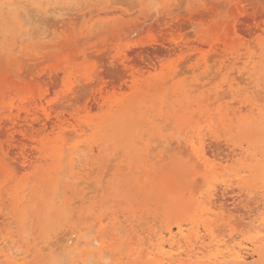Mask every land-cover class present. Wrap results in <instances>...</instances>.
Segmentation results:
<instances>
[{
	"label": "rangeland",
	"instance_id": "1",
	"mask_svg": "<svg viewBox=\"0 0 264 264\" xmlns=\"http://www.w3.org/2000/svg\"><path fill=\"white\" fill-rule=\"evenodd\" d=\"M0 1H2L0 2V215L2 216V218L0 216V251L5 250L4 247L8 248L5 252L0 253V261H2L0 264H9L8 261H5L3 254H7L10 260L17 256H19L18 258L25 257L27 262L25 261L24 264H68L70 259L75 260V258H71L73 255L68 257L63 255L65 254L63 251L59 253L60 250L55 249L56 245L53 246V243L58 244L59 240L63 242L66 234L68 237H72L73 241L79 240L81 232V239L85 233L89 234V237L97 236L100 232L99 241L106 242L108 240L107 245L112 247L109 249L111 251H108L109 257L106 255L108 263L104 258L101 260L99 254L94 255L95 258H99L95 260L97 264H129L125 258L130 253L127 251L138 246L143 248L148 246L150 242L145 240V237L151 238L155 243L158 234L167 230L168 226L172 227L174 233L175 229L177 232L178 228L175 227L180 221L184 222H181L185 226L184 229L192 233L197 225L192 227L190 218L192 212L197 213L198 207L202 203L200 200H205V197L208 196L209 188L206 187H211L210 190H214V192L216 190V198L222 196L220 202H226L227 207V211L223 210V212L227 215L231 213L230 218L221 212L222 210L215 209V212H221L220 215L216 213L217 216L224 215L227 222L229 220L231 222L233 218L235 223L241 218L239 215L243 216L245 213L244 216L247 217L240 219L245 221L243 226L245 225L246 231L242 225H239L240 220L237 223L243 229L238 226L237 228V224L233 222L228 227L227 231L234 239L228 236L226 229H220L219 225L223 226L221 218L213 220L214 223L211 222L218 223L220 227H216V224L212 226L211 228L217 230L214 229L213 234L221 230V233L218 232L216 235L221 238H226L227 235L225 241L230 238L232 241L228 240L227 242L239 244L241 241L244 242V245L251 246L250 241L255 239L256 235L255 231L250 230L247 225L250 223L248 216L264 218V208L262 209L264 204L260 201L264 198V0H101L100 7L98 5L100 0H24L25 4L21 0ZM27 3L28 5L31 3L30 8L26 5ZM51 3L53 6H50ZM25 5L26 10H24ZM13 6L19 7L17 12H14L16 8ZM33 7L39 9L40 12L34 9L37 12L35 14ZM49 7H52L51 11H49ZM20 9L23 10H21L23 15L25 14L24 16L20 15L21 18L19 16ZM188 16L191 19H187ZM241 19L243 20L240 21ZM249 21L252 24H249ZM215 24H219L218 27ZM208 34L212 36L209 37ZM244 39H247L246 42ZM249 39L252 41V47L248 42ZM170 40L172 44H170ZM218 41L220 45L217 44ZM158 47L159 49L163 47L160 52ZM168 49H172V54ZM154 50L156 54L153 52ZM163 51L164 53H162ZM213 52L217 55L220 54L221 58L220 55H215L217 58L214 55L212 57ZM159 53L162 54L159 55ZM210 53L211 55H209ZM165 54L167 56H164ZM192 54L194 56H191ZM230 54L232 55L230 56ZM240 54L241 56L245 55L244 58H241ZM187 57H191L193 60L187 59ZM210 57L212 60L209 59ZM231 57H233L232 60ZM142 58L148 60L145 61L146 59L142 60ZM204 58H207L208 62ZM182 60L186 63H182ZM148 61H152V64L150 65ZM249 61L254 62L250 64ZM215 62L217 63L215 64ZM228 62L230 63L228 64ZM240 62L241 64H239ZM181 63L185 64L184 72L180 69L182 68ZM185 70H189L190 73ZM57 73L58 77L56 78L54 76H57ZM201 75L203 79L200 78ZM205 75L207 76L205 77ZM100 77L102 78L100 79ZM98 78L102 82L103 95L102 97L99 95L96 100L94 93L99 94L96 88L100 83ZM239 79L240 82L243 80L241 84ZM249 81L250 85H248ZM260 81L262 85H260ZM253 89L256 90V95H254ZM167 97H170L171 100ZM90 98L93 100L91 99V101ZM66 99L69 101L66 102ZM234 99L238 102L237 104L233 102ZM119 103L121 105L118 106ZM219 105L223 106V113H219L222 111ZM55 107L56 111L54 112ZM47 114H51L50 117L55 119L56 115L62 114L65 119H61L59 126L51 127L49 125L48 130L45 131L42 123L38 125L37 121L40 124V119H45ZM99 115H102L101 118ZM103 119L106 120L105 131L102 132V135H100L101 133L95 134V128L90 125L91 122L94 121L96 124ZM6 121L9 123L7 124ZM33 123L34 125H32ZM84 124H86L85 127ZM3 125H5L2 128L4 132L1 129ZM162 125H165L166 129L161 128ZM161 129L163 130L161 131ZM200 130L202 133L199 132ZM197 132L201 133V137L199 135L197 138L200 137L203 146L209 152L204 159H207L206 161H200L195 156H191L193 150L187 140L195 142ZM104 133L109 136L107 137ZM94 134L98 137H92ZM64 135L69 137L68 145H80L82 151L79 159L88 161L81 160L83 163H80V166L82 165L80 168L83 170L78 172L79 179L70 177L69 170L65 168L59 177L66 179H63L64 182L62 181L59 185L62 191H58V183H55L57 174L53 172L46 182L40 175L54 164V158L50 155L52 146ZM176 135L182 136V138L179 136L182 139L181 143ZM199 139L196 140L200 142ZM158 140L161 142L163 140V145L168 147L166 149L171 148L172 151L165 150L163 145L160 146L161 143ZM166 141L168 144L170 141L172 145H168ZM156 143L159 146L153 150L152 147H156ZM197 143H194L195 146L199 144ZM212 146L216 148H212ZM13 147L15 148L13 149ZM127 147L130 148L129 151ZM93 149L95 150L93 151ZM225 149H231L230 152L236 151L237 153L233 152L234 154L232 157L229 155L231 157L229 158L225 154L230 153ZM235 149H239V151ZM163 150H165L164 155ZM213 150L216 152L214 153ZM8 152L10 153L8 154ZM12 152H14L13 155ZM115 152L116 154H114ZM149 155L150 157H148ZM224 155L225 157H223ZM235 155L239 160L241 158L242 162L236 159ZM161 156H165L167 159L165 160ZM232 158L240 162V164H238L239 162L233 163L237 167L232 166V160H230ZM113 159L114 161H112ZM155 160L159 163L156 164ZM245 162L246 164L242 165ZM13 164L16 166L14 167ZM210 165L212 170L209 169ZM238 165L244 169H238L240 168ZM84 167L87 168L84 170ZM92 167L95 169L93 170ZM106 167L109 174L105 171ZM236 170L238 171L236 172ZM233 172L237 176L245 175V181L242 180L243 177L239 179L240 176L234 178ZM230 177H233L236 184ZM77 179L79 181L82 179L87 183L82 186V183L80 185L79 182L77 185ZM27 181L29 182L28 188L25 185ZM67 181L70 183L68 187L65 184ZM92 182L95 185V188L93 187L96 189L95 191L91 185L90 189H87V185ZM230 185L235 188L228 189L231 188ZM24 186H26V190ZM225 187L228 190L224 189ZM221 189L225 191L223 194ZM57 191L61 192V195L56 194ZM187 191H190L191 197ZM218 192H221V196ZM16 194H27V197L25 196V201L20 199L18 201L15 199ZM55 196L60 202H55ZM176 197L177 199H175ZM238 198L239 203L236 202ZM72 202L75 203L72 204ZM19 204H21L20 207H18ZM109 206L112 208L110 209ZM255 206H257L256 210L253 208ZM232 207L235 210L236 207L239 209L237 208L235 211ZM102 208L105 211L102 212ZM258 208L259 213L257 212ZM260 209L263 210V213ZM228 210H231L230 213ZM145 211L146 213H144ZM114 213L119 215L116 214L113 217ZM100 219L104 220L102 223L104 228L96 230ZM148 219H151V222L146 224L147 221L149 222ZM142 221L145 225H142ZM124 222H128V224L124 225ZM94 224L96 227L92 226ZM118 224L120 225L118 226ZM121 224L124 226L121 227ZM136 224L139 227L135 226ZM24 225L30 226V228H26V230L30 229L29 233L25 232ZM89 228L91 230H88ZM203 228L204 226H199V231L196 227V231L198 230L201 235H206ZM119 229L120 232L123 231V234L118 231ZM128 229L130 231L133 229L132 233ZM124 230H126V234L129 232L131 234L124 235ZM50 231H52L53 237ZM117 231L119 233L116 234ZM133 232L137 239L134 238ZM153 232L157 235L151 234ZM57 237H59L58 240ZM41 238L45 240L42 241ZM42 246L46 248H43L45 251L40 248ZM51 246L54 247L53 254L59 253L55 257L53 254L51 256ZM15 247L21 248L18 253L14 251L12 254L10 251L16 249ZM121 247L123 250H120ZM8 251L10 253H7ZM263 257L264 248H260L258 253L255 252L253 256H249L247 261L252 264H264L262 263ZM70 264H74V262L71 261Z\"/></svg>",
	"mask_w": 264,
	"mask_h": 264
},
{
	"label": "bare ground",
	"instance_id": "2",
	"mask_svg": "<svg viewBox=\"0 0 264 264\" xmlns=\"http://www.w3.org/2000/svg\"><path fill=\"white\" fill-rule=\"evenodd\" d=\"M21 1H23V4H25L24 3V0H21ZM39 1V0H38ZM50 1H52V0H50ZM71 1V0H70ZM69 1V2H70ZM74 1V0H73ZM144 1V0H143ZM0 2H2V1H0ZM20 2V1H19ZM32 2V1H31ZM81 2V1H80ZM50 3V2H49ZM22 4V5H23ZM31 4V3H30ZM30 4L28 5V3L26 4L27 6H29V8H30ZM100 4H101V0L99 1V7H100ZM145 4V3H144ZM148 4V3H147ZM8 5V4H7ZM7 5H5V6H7ZM26 5H25V8H24V10H26ZM58 5V4H57ZM61 5V4H60ZM18 6V5H17ZM50 6H53L52 5V3L50 4ZM7 7H9V6H7ZM12 7V6H11ZM36 7V6H35ZM13 8H16V10L14 11V12H17V10L19 9V7H14L13 6ZM50 8H52V7H49V9ZM60 8V7H59ZM64 8V7H63ZM28 9V8H27ZM33 9V11H34V9L35 10H37L36 8H32ZM32 9H31V11H32ZM61 9V8H60ZM22 9H20V11H21ZM64 10H65V8H64ZM23 11V10H22ZM22 11L20 12V14H19V16L20 15H23V13H22ZM27 11H30V10H27ZM37 11H39L40 12V10L38 9ZM49 11H51V9L49 10ZM56 11V10H55ZM67 11V10H66ZM81 11H83V10H81ZM35 12V11H34ZM43 12V11H42ZM57 12V11H56ZM22 13V14H21ZM37 12H35V14H36ZM42 14H44V12L42 13ZM52 14V13H51ZM25 15V14H24ZM23 15V16H24ZM48 15H50V14H48ZM200 15V14H199ZM41 16H43V15H41ZM45 16V15H44ZM151 16V15H150ZM189 16H191V15H189ZM188 16V17H189ZM194 16V15H193ZM245 16V15H244ZM22 16H20V18H21ZM195 17V16H194ZM194 17H193V19H194ZM174 18H175V16H174ZM196 18V17H195ZM241 18H243V17H241ZM12 19V18H11ZM187 19H191L190 17L189 18H187ZM243 19H241L240 21H242ZM251 20V19H250ZM255 20H256V18H255ZM188 21V20H187ZM237 21V20H236ZM239 21V23H241ZM193 22V21H192ZM238 22V21H237ZM244 22V21H243ZM256 22V21H255ZM186 23V22H185ZM188 24V23H187ZM220 24V23H219ZM218 24V25H219ZM235 24H237V23H235ZM248 24V23H247ZM249 24H252V23H250V21H249ZM216 25V27H218V25L217 24H215ZM260 25V24H259ZM221 26V24L219 25V27ZM245 26H246V22H245ZM244 26V27H245ZM253 27V26H252ZM177 28V27H176ZM238 28H239V26H238ZM237 28V29H238ZM250 28V27H249ZM257 28H259L258 26H257ZM178 29V28H177ZM218 29V28H217ZM216 29V30H217ZM252 29V28H251ZM250 29V30H251ZM216 30H215V32H216ZM239 30V29H238ZM241 30V29H240ZM250 30H249V32H250ZM257 30V29H256ZM235 31H237V30H235ZM246 31V30H245ZM255 31V30H254ZM258 31H260V30H258ZM214 32V31H213ZM213 32H208V33H213ZM241 32V31H240ZM248 32V31H247ZM246 32V33H247ZM201 33V32H200ZM251 33V32H250ZM261 33H263V32H261ZM203 34H205V33H203ZM207 34V33H206ZM205 34V35H206ZM253 34V33H252ZM264 34V33H263ZM209 35V34H208ZM211 35V34H210ZM209 35V37H211ZM248 35V34H247ZM251 35V34H250ZM170 36H171V34H170ZM223 36H224V34H223ZM264 36V35H263ZM208 37V36H207ZM248 37V36H247ZM223 38V37H222ZM248 38H250V37H248ZM247 38V39H248ZM168 39V38H167ZM246 39V40H247ZM172 40V39H171ZM170 40V41H171ZM224 40V39H223ZM222 40V41H223ZM233 40V39H232ZM245 40V39H244ZM246 40H245V42H246ZM250 40V39H249ZM248 40V42L250 43V47H252V41L250 42ZM160 42V41H159ZM169 42V40L167 41V43ZM162 43V42H161ZM160 43V44H161ZM164 44H165V41H164ZM170 44H172V41L170 42ZM187 44V43H186ZM197 44V43H196ZM217 44H219L220 45V42L218 41V43ZM224 44H226V43H224ZM245 45V44H244ZM154 46V45H153ZM169 46V45H168ZM174 47H176L175 45H173ZM188 46V45H187ZM203 46V45H202ZM205 46V45H204ZM222 46H223V43H222ZM254 46H256L255 44H254ZM167 47V46H166ZM153 48V47H152ZM151 48V49H152ZM155 48H157V47H155ZM163 48V47H162ZM161 47H160V49H162ZM177 48V47H176ZM182 48H184V47H182ZM158 49H159V47H158ZM160 49H159V52H160ZM167 49V48H166ZM216 49H219V48H216ZM241 49V48H240ZM258 49V48H257ZM256 49V50H257ZM157 50V49H156ZM164 50V49H163ZM168 50H170V49H168ZM172 50V49H171ZM171 50H170V52H171ZM175 50V49H174ZM174 50H173V52H174ZM243 50H244V48H243ZM152 51V50H151ZM165 51V50H164ZM164 51L162 52V53H164ZM176 51H178L177 49H176ZM219 51V50H218ZM154 53L156 52L155 50L153 51ZM152 52V53H153ZM226 52V51H225ZM149 52H147V54H148ZM162 53H159V55H161ZM165 53H166V51H165ZM214 53V52H213ZM222 53H223V51H222ZM147 54H145V55H147ZM156 54V53H155ZM171 54H172V52H171ZM242 54V53H241ZM241 54H240V56H241ZM143 55V54H142ZM149 55V54H148ZM152 55V54H151ZM158 55V54H157ZM187 55V54H186ZM209 55H211V53L209 54ZM216 55V56H219V55H217L216 53H214V54H212V57H214V56ZM223 55V54H222ZM232 54H230V56H231ZM140 56V55H139ZM150 56V55H149ZM155 56V55H154ZM164 56H167L166 54L164 55ZM191 56H194V54H192ZM215 56V57H216ZM229 56V57H230ZM236 56H237V54H236ZM243 56V55H242ZM241 56V58H244V56L242 57ZM143 57H144V55H143ZM146 57H148V56H146ZM160 57V56H159ZM207 57H209V56H207ZM212 57H210L209 59H211ZM249 57H251V56H249ZM257 57H259V56H257ZM153 58H155V57H153ZM156 58H158L157 56H156ZM217 58V57H216ZM220 58H221V55H220ZM220 58H219V60H220ZM256 58V57H255ZM143 59H146L145 61H147L148 59H149V57H148V59L147 58H142V60ZM159 59V58H158ZM184 59V61H186V59L185 58H183ZM187 59H190V60H193V59H191V57L189 58V57H187ZM207 59V58H206ZM205 58H204V60L205 61H207L208 62V59L206 60ZM230 59V58H229ZM233 59V57H231V60ZM249 59V58H248ZM251 59V58H250ZM149 60H151V58L149 59ZM153 60V59H152ZM212 60V59H211ZM210 60V61H211ZM227 60V59H226ZM159 61H161V60H159ZM183 60H182V63L184 62ZM230 61V60H229ZM148 62H150V65L152 64L151 62L152 61H148ZM156 63H158V61H155ZM188 62V61H187ZM226 62V61H225ZM239 62V61H238ZM238 62H235V63H238ZM251 62H254V61H251ZM251 62L249 61V63L251 64ZM182 63L180 64V66H182V68H180V69H182L183 70V72H184V69H183V67H184V65L185 64H183L182 65ZM184 63H186V62H184ZM217 62H215V64H216ZM230 62H228V64H229ZM249 63H247L249 66H250V64ZM239 64H241V62L239 63ZM137 65V64H136ZM225 67H227L226 65H224ZM247 66V65H246ZM248 66V67H249ZM258 66V65H257ZM253 67V66H252ZM146 68H148V67H146ZM223 68V67H222ZM179 69V70H180ZM223 69H226V68H223ZM195 70H198V69H195ZM126 71V70H125ZM188 72H189V70H187ZM186 70H185V72H187ZM209 72V71H208ZM122 73H125V72H123L122 71ZM190 73V72H189ZM246 73V72H245ZM177 74V73H176ZM178 74H179V71H178ZM180 74L182 75V73H181V71H180ZM234 74H235V72H234ZM60 75V74H59ZM101 75V74H100ZM99 75V76H100ZM181 75H179V76H181ZM207 75H210V74H207ZM207 75H205V77L207 76ZM221 75V74H220ZM228 75H230V74H228ZM251 75H252V72H251ZM53 76V75H52ZM126 76V75H125ZM240 76V75H239ZM54 77H58V73H57V76H54ZM103 77V76H102ZM102 77H100V79L102 78ZM124 77V76H123ZM176 77V76H175ZM238 77V76H237ZM237 77H236V79H237ZM241 77H243L242 75H241ZM105 78V77H104ZM187 78V77H186ZM199 78V77H198ZM200 78H202V75H201V77ZM199 78V79H200ZM239 78V77H238ZM244 78V77H243ZM247 78H249V77H247ZM52 79V78H51ZM99 78H98V80H100ZM203 79V78H202ZM53 80V79H52ZM59 80V79H58ZM168 80H170V79H168ZM214 80V79H213ZM221 80V79H220ZM223 80V79H222ZM247 80V79H246ZM57 81V80H56ZM186 81V80H185ZM211 81V80H210ZM239 82H240V79L238 80ZM243 81V80H242ZM241 81V82H242ZM251 81V80H250ZM249 81V83H248V85H250V82ZM98 82H100L99 84H97V86L98 87H96L98 90H97V93H99L98 95L96 94V93H94V96H95V98H96V100L98 99V97H99V95L102 97V95H103V90H102V82H101V80L100 81H98ZM97 82V83H98ZM169 82V81H168ZM184 82V81H183ZM234 82V81H233ZM232 82V83H233ZM241 82H240V84H241ZM245 82V81H244ZM227 83V82H226ZM246 83V84H247ZM186 84V83H185ZM190 84V83H189ZM200 84V83H199ZM208 84V83H207ZM235 84V83H234ZM190 85H192V84H190ZM193 85H195L196 86V84H193ZM198 85V84H197ZM260 85H262L261 84V81H260ZM202 86V85H201ZM201 86H199V87H201ZM252 87V86H251ZM198 88V87H197ZM249 88V87H248ZM254 88H255V85H254ZM251 89V88H250ZM150 90H151V88H150ZM204 90V89H203ZM223 90V89H222ZM227 90V89H226ZM253 91H254V95H256V90H254L253 89ZM248 92H249V90H248ZM262 92V91H261ZM191 93V92H190ZM145 94V93H144ZM220 94V93H219ZM147 95V94H146ZM249 95H251V94H249ZM29 96V95H28ZM211 96V95H210ZM224 96H226L225 95V93H224ZM30 98V97H29ZM168 99L170 98V97H167ZM222 98H224V97H222ZM26 99V98H25ZM92 98H90V100H91ZM221 99V98H220ZM254 99V98H253ZM32 100V99H31ZM93 100V99H92ZM91 100V101H92ZM95 100V99H94ZM170 100H171V98H170ZM260 100H261V98H260ZM26 101H28V100H26ZM69 101V99L67 100L66 99V102H68ZM71 101V100H70ZM147 101V100H146ZM34 102V101H33ZM36 102H37V100H36ZM233 102H236V100L234 99V101ZM233 102H231V103H233ZM25 103V105H26V102H24ZM28 103V102H27ZM29 103H32L31 101H29ZM28 103V104H29ZM72 103V102H71ZM87 103H90V102H87ZM93 103V102H92ZM121 104H122V102H120ZM118 104V106L119 105H121V104ZM238 102H236V104H237ZM33 104V103H32ZM220 104V103H219ZM92 105V104H91ZM96 105V104H95ZM116 105V104H115ZM164 105H165V103H164ZM215 105V104H214ZM214 105H213V109H214ZM28 106V105H27ZM54 106H56V105H54ZM54 106H52V107H54ZM156 106V105H155ZM220 107H221V110L222 111H220L219 113H223V111H224V108H223V106H221V105H219ZM57 107V106H56ZM56 107L54 108L55 110H54V112L56 111ZM220 107H219V109H220ZM243 107V106H242ZM87 108H88V106H87ZM110 108V107H109ZM161 108H163V107H161ZM201 108V107H200ZM219 109H218V111H219ZM243 109V108H242ZM204 110V109H203ZM202 110V111H203ZM78 111V110H77ZM215 111H217V110H215ZM53 112V110L51 111V113ZM165 111L163 110V113H164ZM50 113V112H49ZM108 113V112H107ZM111 113V112H110ZM236 113H237V111H236ZM112 114V113H111ZM111 114H109L110 116H111ZM229 114V113H228ZM50 115L51 114H47L46 115V118L44 119H40V124H39V121H37L38 123V125H41V123H42V127H43V129H46L45 131H47L48 129H47V127L50 125L51 127H56V126H59V123L61 122V119L62 118H64V115H56V119L55 118H51L50 117ZM87 115V114H86ZM215 115V114H214ZM219 115H222V114H219ZM100 116V118H101V116L102 115H99ZM151 116V115H150ZM216 116H218V115H216ZM54 117V116H53ZM90 117H92V116H90ZM98 117V116H97ZM96 117V118H97ZM163 117V116H162ZM223 117V116H222ZM241 117V116H240ZM239 117V118H240ZM111 118V117H110ZM210 118V117H209ZM221 118V117H220ZM52 119H55V120H52ZM65 119V118H64ZM153 119V118H152ZM3 120V119H2ZM154 120V119H153ZM157 120V119H156ZM19 121V120H18ZM22 121V120H21ZM30 121H31V119H30ZM106 121V120H105ZM105 121H104V119L102 120V121H100V122H97L96 124L94 123V121H92L91 122V124L90 125H92L93 126V128H95V134H100V135H102V132L103 131H105ZM110 121V120H109ZM209 121V120H208ZM7 122V121H6ZM81 122H83V121H81ZM171 122V121H170ZM194 122V121H193ZM202 122V121H201ZM239 122V121H238ZM262 122V121H261ZM4 123V122H3ZM9 122H7V124H8ZM89 123V122H88ZM167 124H168V122H167ZM170 124V123H169ZM249 124V123H248ZM32 125H34V123L32 124ZM85 125L86 124H84V127H85ZM264 125V124H263ZM5 125H3L2 127H1V129L4 127ZM28 126H30L31 127V125H28ZM138 126V125H137ZM170 126V125H169ZM188 126V125H187ZM190 126V125H189ZM203 126V125H202ZM21 127V126H20ZM33 127V126H32ZM35 128H36V126H34ZM87 127V126H86ZM110 127V126H109ZM163 127V129H166L165 128V125H162L161 126V128ZM206 127V126H205ZM39 128H40V126H39ZM49 128V127H48ZM107 128V127H106ZM190 128V127H189ZM22 129V128H21ZM85 129H87V128H85ZM163 129H161V131L163 130ZM175 129V128H174ZM23 130V129H22ZM28 130V129H27ZM89 130V129H88ZM88 130H87V133H88ZM170 130H173V129H171L170 128ZM186 130V129H185ZM204 130H205V128H204ZM2 131H3V129H2ZM76 131H77V129H76ZM90 131V130H89ZM107 131V130H106ZM165 131V130H164ZM198 131V130H197ZM206 131V130H205ZM4 132V131H3ZM44 132V131H43ZM199 132H201L202 133V130H200ZM199 132H197V136H195V138L196 139H199L200 137H201V133H199ZM40 133V132H39ZM71 133H72V131H71ZM75 133V132H74ZM86 133V132H85ZM1 134V133H0ZM3 134V133H2ZM73 134V133H72ZM91 135L92 137H95L96 135ZM105 134V133H104ZM142 134H144L145 135V133H142ZM68 135V134H67ZM67 135H64L60 140H58L53 146H52V151H51V153H50V155H51V157L52 158H54V164L52 165V166H49L45 171H44V173L42 174V175H40V177L42 178V179H45V182H46V179L48 178V177H50V175H52V173L54 172V174H57V176H56V180H55V183L57 184L58 183V186L62 183V181L64 182V180L66 179V178H60L59 176H60V174L63 172V171H65L64 169L66 168L67 170H69V173H70V177L72 176V178L74 177V178H80V176L78 175L79 173L78 172H80V170L82 169V168H80V167H82V165L80 166V163H83V161L81 162V160H85V162H87L88 160H86V159H79V155H80V153H81V149H80V145H78V144H74V145H68V143H69V137L67 138ZM106 135V134H105ZM193 135V134H192ZM200 135V137L199 138H197L198 136ZM203 135V134H202ZM72 136V135H71ZM76 136V135H75ZM79 136V135H78ZM82 136V135H81ZM107 136V135H106ZM109 136V135H108ZM107 136V137H108ZM176 136H178V135H176ZM179 136H181V135H179ZM178 136V141L181 143V141L180 140H182V139H180V137ZM190 136V135H189ZM227 136H228V134H227ZM96 137H98V136H96ZM113 140H114V134H113ZM112 137H110L111 139H112ZM192 137V136H191ZM190 137V138H191ZM211 137V136H210ZM166 138H168L167 136H166ZM181 138H182V136H181ZM206 138V137H205ZM19 139V138H18ZM189 139V138H188ZM195 139V142H198L197 144V146H195V142H193V141H191V140H187V142L190 144V146H191V148H192V150H193V154H191V156L193 155V156H195L196 158H197V160H200V161H206V160H204L205 158H206V155H207V153H209V152H207L206 151V147L205 146H203V142H202V140H200V142L198 141V140H196ZM22 140V139H21ZM27 140V139H26ZM70 140H71V138H70ZM108 140H110V139H108ZM108 140H106V142H109ZM130 140V139H129ZM170 140V139H169ZM186 140V139H185ZM206 140H207V138H206ZM15 141V140H14ZM72 141V140H71ZM112 141V140H111ZM134 141V140H133ZM138 141V140H137ZM159 141V140H158ZM205 141V140H204ZM15 142H17V140L15 141ZM26 142H28V141H26ZM39 142V141H38ZM139 142V141H138ZM137 142V143H138ZM161 144H160V146H162L164 143V141L162 140V142L161 141H159ZM158 142V143H159ZM175 142H176V140H175ZM224 142V141H223ZM250 142V141H249ZM19 143H20V141H19ZM41 143V142H40ZM158 143H156L157 144V146L155 147L154 146V148L152 147V149L154 150V149H156L158 146H159V144ZM166 143L168 144V142L166 141ZM206 143V142H205ZM213 143H214V145H216L215 144V142L213 141ZM217 143L219 144V141L217 140ZM220 143H221V141H220ZM260 143V142H259ZM4 144V143H3ZM26 144H28V143H26ZM37 144V143H36ZM39 144V143H38ZM113 144H115V143H113ZM119 144V143H118ZM169 144H171V142L169 141ZM168 144V145H169ZM217 144V145H218ZM11 145V144H10ZM121 145V144H120ZM119 145V146H120ZM172 145V144H171ZM204 145H206L207 146V144H204ZM222 145H223V143H222ZM30 146V145H29ZM81 146H83V145H81ZM85 146V145H84ZM114 146H116V145H114ZM118 146V147H119ZM164 146V145H163ZM245 146V145H244ZM98 147V146H97ZM151 147V146H150ZM172 147V146H171ZM220 147H222V146H220ZM15 147H13V149H14ZM29 148V147H28ZM32 148V147H31ZM88 148V147H87ZM128 148V151H129V147H127ZM164 148H165V150H167V151H170L171 150V148L170 149H166V148H168V147H165L164 146ZM210 148V147H209ZM208 148V149H209ZM212 148H216L215 146L213 147L212 146ZM223 149H224V147H222ZM227 148V147H226ZM229 148V147H228ZM227 148V149H228ZM11 149V148H10ZM12 149V150H13ZM84 149H86V148H84ZM99 149V148H98ZM189 149H190V147H189ZM217 149H219V148H217ZM223 149H221V151H223ZM258 149V148H257ZM26 151H28L27 149H25ZM95 149H93V151H94ZM126 150V149H125ZM149 150H150V148H149ZM149 150H148V152H149ZM165 150H163V155H164V151ZM184 150V149H183ZM210 150V149H209ZM215 150V149H214ZM213 150V151H214ZM226 150V149H225ZM233 150H234V148H233ZM235 150H237V149H235ZM11 151V150H10ZM30 151V150H29ZM85 151H87V150H85ZM92 151V150H91ZM127 151V152H128ZM172 151V150H171ZM227 152L229 151V153L230 154H225L226 156H228L229 158H231L232 157V155L234 154L233 152H236V151H232V152H230L231 151V149L230 150H226ZM237 151H239V149L237 150ZM216 151H214V153H215ZM224 152V151H223ZM223 152H222V154H223ZM10 152H8V154H9ZM13 153L14 152H12V155H13ZM16 153V152H15ZM33 153H34V150H33ZM36 153H37V151H36ZM237 153V152H236ZM235 153V154H236ZM239 154H240V152H238ZM257 153V152H256ZM31 154V153H30ZM91 154V153H90ZM114 154H116V152L114 153ZM185 154V153H184ZM219 154H220V150H219ZM11 155V154H10ZM25 155H26V153H25ZM32 155V154H31ZM83 155V154H82ZM156 155V154H155ZM211 155V154H210ZM214 155V154H213ZM225 155L223 156V157H225ZM231 157H230V156ZM237 155V154H236ZM236 155H235V157H236ZM241 155V154H240ZM264 155V154H263ZM29 156V155H28ZM85 156V155H84ZM190 156V155H189ZM209 156V155H208ZM20 156H18V158H19ZM31 157H33V156H31ZM132 157V156H131ZM148 157H150V155L148 156ZM154 157V156H153ZM161 157H164L165 158V160L167 159V157H165V156H161ZM194 157V158H195ZM234 157V156H233ZM240 157V156H239ZM242 157V156H241ZM17 158V157H16ZM15 158V159H16ZM17 158V159H18ZM114 158V157H113ZM152 158V157H151ZM175 158V157H174ZM209 158V157H208ZM245 158H247V157H245ZM263 158V157H262ZM19 159H21V157L19 158ZM109 159H110V157H109ZM112 159V158H111ZM190 159V158H189ZM225 159V158H224ZM228 159V158H227ZM236 159H238L239 160V158H237L236 157ZM234 160V158H232V159H230V160H232V166H235V167H237V165H234L235 163H238L239 161L240 162H242V159L240 158V160L238 161V160ZM247 159H249V158H247ZM264 159V158H263ZM7 160H9V158H7ZM162 160V159H161ZM160 160V161H161ZM235 162H234V161ZM18 161V160H17ZM112 161H114V159L112 160ZM112 161L110 160V162L112 163ZM151 161V160H150ZM158 161V160H157ZM222 161H224L223 160V158H222ZM221 161V162H222ZM237 161V162H236ZM28 162V161H27ZM109 162V163H110ZM155 162H156V160H155ZM209 162V161H208ZM208 162H206L207 164H209ZM213 162V161H212ZM240 162L238 163V164H240ZM247 162V161H246ZM246 162L245 163H243L242 165H244V164H246ZM10 163V162H9ZM12 163V162H11ZM10 163V164H11ZM159 162H156V164H158ZM214 163V162H213ZM234 163V164H233ZM216 164V163H215ZM219 164V163H218ZM217 164V165H218ZM14 165V164H13ZM19 165V164H18ZM85 165H86V163H85ZM109 165V164H108ZM112 165V164H111ZM197 165V164H196ZM230 165V164H229ZM16 165H14V167H15ZM26 166V165H25ZM24 166V167H25ZM110 166V165H109ZM109 166H107V167H109ZM112 166H114V165H112ZM201 166V165H200ZM240 168H238V169H244V168H241L242 166L241 165H238ZM262 166H263V164H262ZM18 167H20V166H18ZM30 167V166H29ZM106 167V169H105V171H107V168ZM210 167H211V165L209 166V169H210ZM227 167V166H226ZM225 167V168H226ZM245 167V166H244ZM17 168V167H16ZM87 168V167H86ZM85 167H84V170L86 169ZM93 168V167H92ZM91 168V169H92ZM95 168H96V166H95ZM95 168H93V170L95 169ZM263 168H264V166H263ZM97 169V168H96ZM207 170H208V168H206ZM220 169V168H219ZM227 169V168H226ZM19 170V172H20V169H18ZM83 170V169H82ZM81 170V171H82ZM210 170H212V169H210ZM234 170V172H235V169H233ZM241 170V171H242ZM90 171V173H92V171L91 170H89ZM238 170H236V172H237ZM244 171H247V170H244ZM67 172V171H66ZM232 173L233 175L235 174V173ZM18 173V172H17ZM68 173V172H67ZM69 173L67 174V176H69ZM106 173V172H105ZM107 173L109 174V171H107ZM207 173V172H206ZM240 173H242V172H240ZM244 173H246V172H244ZM87 174H88V172H87ZM164 174V173H163ZM83 175V174H82ZM89 175V174H88ZM90 175H92V174H90ZM106 175V174H105ZM195 175V174H194ZM198 175V174H197ZM232 175V176H233ZM84 176V175H83ZM227 176V175H226ZM237 175L235 174V176H234V178L236 177ZM238 176H240V174L238 175ZM237 176V177H238ZM18 177V176H17ZM228 177V176H227ZM236 177V178H237ZM241 177H246L245 175L244 176H240L239 177V179L241 178ZM29 178V177H28ZM69 178V177H68ZM200 178V177H199ZM222 178V177H221ZM231 179H233V177H230ZM53 179H55V178H53ZM64 179V180H63ZM77 179V180H78ZM103 179V178H102ZM110 179H112V178H110ZM197 179H198V177H197ZM196 179V180H197ZM218 179V178H217ZM68 180V179H67ZM76 180V179H75ZM75 180H74V182H75ZM220 180V179H219ZM236 180V179H235ZM243 181H245V178L244 179H242ZM26 181V180H25ZM42 182L44 181V180H41ZM69 181V180H68ZM68 181L67 182H65V184H66V186L68 187L69 185H70V183H68ZM73 181V180H72ZM94 181V180H93ZM231 181V180H230ZM239 181H241V180H239ZM238 181V183H240ZM8 182H10V181H8ZM28 182V181H27ZM27 182L25 183V185L27 186H29V182H28V184H27ZM53 182H54V180H53ZM80 182V183H79ZM200 182H201V180H200ZM221 182V181H220ZM233 182H234V179H233ZM258 182V181H257ZM263 182V181H262ZM11 183V182H10ZM20 183V182H19ZM76 183V182H75ZM78 183L81 185V183H82V186H84L83 184L84 183H87L86 181H82V179L79 181H77V185H78ZM102 183H103V181H102ZM101 183V184H102ZM156 183V182H155ZM159 183H161V182H159ZM199 183V182H198ZM235 184H236V182H234ZM237 183V184H238ZM264 183V182H263ZM5 184V183H4ZM9 184V183H8ZM17 184V183H16ZM201 184H202V182H201ZM205 184V183H204ZM209 184H210V182H209ZM230 184H232L231 182H230ZM234 184V185H235ZM241 184V183H240ZM243 184V183H242ZM254 184V183H253ZM92 186V189H93V187L95 188V185H93V182L91 183V184H88L87 186H88V188H87V186H86V188L87 189H90V187ZM26 186H24V189L26 188ZM28 186H27V188H28ZM90 186V187H89ZM205 186V185H204ZM231 186V185H230ZM13 187V186H12ZM213 187V186H212ZM216 187V186H215ZM219 187V186H218ZM260 187V186H259ZM206 188H209V190H208V193H207V197H205V196H202V197H205L206 199L205 200H200L199 198H198V200H200V203L202 204V206H201V204H200V206L198 207V211H197V213H194V212H192V217L190 218V219H192V222H191V224H192V227H193V225L194 226H196V227H198V230H199V226L201 227V226H204V228H203V230H205L206 232V235H204L203 234V232H202V234L203 235H201L200 234V230L198 231H196V227H195V230L191 233V232H187V230H185L184 228H185V226H183V224L182 223H184V222H182V221H178L179 223L177 224V227H175V228H178V230H177V232H176V229H175V233L173 232V230L170 228V226H168V228H166L167 230H165L163 233H161L160 231H158V232H160V234H158V237H157V239H155L156 240V242L155 243H153L154 242V240H153V242H152V240H151V238H147V237H145L146 239L145 240H148L149 242H150V244L148 245V246H146L145 248H143V247H141V246H138L137 244V246L138 247H135V248H131L129 251H127V252H130V253H128L127 254V256L125 257V258H127V261L129 262V264H252V263H248V261H247V258L249 257V256H253V254L255 253V252H257L258 253V250H260V248H264V218L263 219H261V218H258V216L255 214H252L253 216H257V218H251V216H248V218H250V223L249 224H247L248 226H249V228H250V230L252 229V230H254L255 231V235H256V237H255V239H253V240H251L250 241V243H251V246H247L246 244L244 245V242H241L240 241V243L239 244H232L230 241H232L231 239L233 238V237H231V234L227 231L228 230V227L229 226H231V222H233V223H235V221H233V218L231 219V222H230V220H229V222H227L226 220V218L224 217V215L223 216H221V217H219V216H217L216 215V213H218V211L217 212H215V209H219V210H222L221 212H223V210L226 212L227 210V207H226V205H225V203L226 202H220V200H221V192H222V194H223V189H221L222 191L219 193L220 194V196L221 197H219L218 196V198H220V199H218V198H216L217 196V192H216V190H215V192H214V190H210L211 189V187H206ZM233 188H235V187H233V186H231V188H228V189H233ZM60 189V186L58 187V191H62L61 189ZM85 189V188H84ZM224 189H226V190H228L227 189V187H225ZM236 189H237V187H236ZM14 190H16V189H14ZM19 190V189H18ZM18 190H17V192H18ZM26 190V189H25ZM96 189H93V191H95ZM119 190V189H118ZM201 190V189H200ZM238 190H240V189H238ZM243 190V189H242ZM264 190V189H263ZM57 191V193L56 194H60L61 195V192H58ZM191 191V190H190ZM190 191H187V192H189L190 193ZM206 191V190H205ZM204 191V192H205ZM210 191V192H209ZM214 193H213V192ZM230 191V190H229ZM233 192L235 191V189L234 190H232ZM237 191V190H236ZM256 191V190H255ZM20 192V194H21V191H19ZM92 192V191H91ZM207 192V191H206ZM225 192V191H224ZM227 192V191H226ZM243 192V191H242ZM258 192V191H257ZM15 193V192H14ZM35 193V192H34ZM42 193V192H41ZM88 193H89V191H88ZM125 193V192H124ZM127 193V192H126ZM125 193V194H126ZM130 192H128V194H129ZM188 193V194H189ZM193 193V192H192ZM203 193V192H202ZM256 193V192H255ZM260 193V192H259ZM84 194H86L87 195V193H84ZM131 194V193H130ZM227 194V193H226ZM243 194V193H242ZM256 194H258V193H256ZM11 195V194H10ZM27 195V194H26ZM26 195H18V194H16V196H15V199L16 200H18V199H20V200H24L25 201V199H26ZM60 195H59V199H60ZM135 195V194H134ZM138 195V194H137ZM182 195H184V194H182ZM243 195H245V194H243ZM242 195V196H243ZM259 195V194H258ZM26 196V197H25ZM126 196V195H125ZM167 196V195H166ZM190 197H191V193H190V195H189ZM237 197H238V195H236ZM241 196V195H240ZM120 197H123V196H120ZM189 197V198H190ZM224 197H225V195H224ZM245 197V196H244ZM243 197V198H244ZM248 197V196H247ZM256 197H257V195H256ZM14 198V197H13ZM55 198H56V196H55ZM178 198H180V197H178ZM232 199H233V197H231ZM231 198H229V199H231ZM235 199H236V197H234ZM258 198H260L259 196H258ZM263 198V197H262ZM79 199V198H78ZM138 199H140V198H138ZM142 199V198H141ZM175 199H177V197L175 198ZM188 199V198H187ZM234 199V200H235ZM252 199V198H251ZM55 200V199H54ZM225 200V199H224ZM227 200H228V198H227ZM238 200H239V198L237 199V201L236 202H238ZM19 201V200H18ZM17 201V202H18ZM79 201V200H78ZM77 201V203L79 204V202ZM111 201V200H110ZM226 201V200H225ZM243 201V200H242ZM251 201V200H250ZM260 201H262L263 202V204H264V198L261 200L260 199ZM55 202L57 203V202H60V201H57V198H56V200H55ZM86 202H87V200H86ZM131 202V201H130ZM142 202V201H141ZM185 202V201H184ZM189 202V204H191V202L190 201H188ZM218 202H219V204H218ZM234 202V201H233ZM232 202V203H233ZM249 202V201H248ZM75 202H72V204H74ZM110 203H112V202H110ZM187 203V202H186ZM186 203L184 204L185 206H186ZM239 203V202H238ZM241 203V202H240ZM253 203V202H252ZM258 203V202H257ZM77 204V205H78ZM181 204H182V206H183V199H182V202H181ZM248 204H250V206H251V203L249 202ZM259 204V203H258ZM18 205V204H17ZM20 205L21 204H19V206L18 207H20ZM107 205V204H106ZM108 205H110V204H108ZM113 207H115L114 205H113V203L111 204ZM234 205V204H233ZM235 205H237L238 206V204L237 203H235ZM261 206H262V204H260ZM112 206H109L110 207V209L112 208ZM117 206V205H116ZM228 206V205H227ZM246 206V205H245ZM65 207V206H64ZM109 207H107V208H109ZM123 207V206H122ZM139 207V206H138ZM188 207V206H187ZM229 207V206H228ZM235 207V206H234ZM256 207L257 206H255V207H253V208H255L254 210H256ZM260 207V206H259ZM104 208V207H103ZM102 208V209H103ZM140 208V207H139ZM148 208V207H147ZM146 208V209H147ZM233 208V207H232ZM231 208V209H232ZM237 208L239 209V207H236V210H237ZM248 208V207H247ZM252 208V209H253ZM264 207H262V209H263ZM7 209V208H6ZM70 209V208H69ZM150 209V208H149ZM230 209V208H229ZM234 210H235V208H233ZM242 209V208H241ZM92 210V209H91ZM233 210V211H234ZM235 210V211H236ZM258 211V213H259V208L257 209ZM10 211V210H9ZM66 211H69V210H66ZM103 211H105V209H103L102 210V212ZM117 211V210H116ZM121 211V210H120ZM229 211V210H228ZM231 211V210H230ZM230 211L228 212V213H230ZM239 211V210H238ZM237 211V212H238ZM242 211V210H241ZM253 211V210H252ZM260 211H262V213H263V210H261L260 209ZM25 212V211H24ZM70 212V211H69ZM101 212V213H102ZM221 212L220 213H218L219 215L221 214ZM243 212H246V211H243ZM248 212H251V211H248ZM8 213V212H7ZM26 213V212H25ZM125 213V212H124ZM144 213H146V211L144 212ZM176 213V212H175ZM224 213V212H223ZM239 213H240V211H239ZM242 213V212H241ZM257 213V214H258ZM9 214V213H8ZM111 214V213H110ZM116 214H118V213H116ZM115 213L114 214H112V216L113 215H116ZM225 214V213H224ZM231 214V213H230ZM227 215V214H225V215H227V216H231V215ZM233 215H234V213H232ZM243 214V213H242ZM68 215H69V213H68ZM119 215V214H118ZM122 215V214H121ZM136 215V214H135ZM244 215H246L245 213H244ZM240 216L239 215V217H241L240 219H242V217L243 218H245V216ZM249 215H250V213H249ZM1 216V215H0ZM20 216V215H19ZM26 216V215H25ZM124 216V215H123ZM147 216H149V215H147ZM263 216V215H262ZM20 217H22V216H20ZM110 217V216H109ZM109 217H108V219H109ZM114 217V216H113ZM151 217V216H150ZM234 217V216H233ZM261 217V216H260ZM1 218H2V216H1ZM68 218V217H67ZM66 218V219H67ZM118 218H119V216H118ZM216 218H218V220H219V218H221L220 220H222V223H223V226H222V224L221 225H219V226H221V228L218 226V223L216 224V227L218 226L221 230H225L226 229V232H228V236H230V238H228L227 239V241L228 240H230L229 242H227V241H225V239L227 238V235L226 234H224V235H226L225 237L226 238H221V237H218L217 235V233L219 232V233H221L219 230H218V232L217 233H215V234H213V230L215 229H213V228H211L212 226H214L215 224H213L214 222H213V220L214 221H216ZM231 218V217H230ZM235 218V217H234ZM247 218V217H246ZM245 218V219H246ZM4 219V218H3ZM106 219V218H105ZM111 219H112V217H111ZM115 219H117V218H115ZM122 219V218H121ZM152 219V218H151ZM151 219H148L149 220V222L147 221V223H146V221H145V223L146 224H148V223H150L151 221ZM235 219H237V217L235 218ZM239 219V218H238ZM239 219V220H240ZM74 220V219H73ZM126 220V219H125ZM239 220H237L236 221V223L235 224H237L236 225V227L238 226V223H239V225H242L243 226V224L245 223V221L243 220V221H239ZM249 220V219H248ZM12 221V220H11ZM10 221V222H11ZM80 221V220H79ZM84 221V220H83ZM96 221H97V219H96ZM103 221L104 220H99V222H98V225H96V224H94V225H92V226H94V227H96V226H98V229H96V230H103V228H104V226H103ZM109 222H112L111 220H108ZM114 221V220H113ZM169 220L167 219V222H168ZM226 221V222H225ZM239 221V222H238ZM106 222V221H105ZM121 222H123V221H121ZM144 221H142V223H143ZM182 222V223H181ZM211 222H213V223H211ZM220 222V221H219ZM238 222V223H237ZM259 222V223H258ZM1 223V222H0ZM12 223V222H11ZM10 223V224H11ZM76 223V222H75ZM94 223V222H93ZM107 223V222H106ZM118 223H120V222H118ZM156 223V222H155ZM257 223V224H256ZM3 224V223H2ZM24 224H26L25 222H24ZM108 224V223H107ZM124 225L125 224H128V222L127 223H123ZM140 224V223H139ZM190 224V225H191ZM202 224V225H201ZM213 224V225H212ZM96 225V226H95ZM111 225H112V223H111ZM117 225V224H116ZM116 225H114V227L116 226ZM120 224H118V226H119ZM124 225H122L121 224V227L122 226H124ZM142 225H145L144 223L142 224ZM157 225V224H156ZM155 225V226H156ZM160 225V224H159ZM159 225H157V226H159ZM25 226V225H24ZM135 226H138L139 227V225H135ZM154 226V227H155ZM172 226V225H171ZM174 226V225H173ZM189 226V225H188ZM242 226L240 227V226H238V227H240L241 229H243L244 227H245V225L243 226V228H242ZM28 228H30V226H27ZM26 226L24 227L25 229V232H27V233H29L30 232V229L29 230H26V228H27ZM117 227V226H116ZM148 227V226H147ZM190 227V226H189ZM191 227V228H192ZM223 227V228H222ZM237 227V228H238ZM27 228V229H28ZM76 228H77V226H76ZM93 228V227H92ZM111 228V227H110ZM113 228V227H112ZM126 228H127V226H126ZM126 228H124V229H126ZM131 228V227H130ZM190 228V229H191ZM240 228H239V231H240ZM78 229V228H77ZM118 229V228H117ZM116 229V230H117ZM159 229H160V227H159ZM162 229V228H161ZM163 229H164V227H163ZM202 229V228H201ZM245 229V228H244ZM3 230V229H2ZM60 230V229H59ZM58 230V231H59ZM88 230H91V228H89ZM93 230V229H92ZM94 230H95V228H94ZM123 230V229H122ZM129 230V229H128ZM127 230V231H128ZM133 230V229H132ZM131 230V231H132ZM151 230V229H150ZM152 230H153V227H152ZM155 230V229H154ZM216 230V229H215ZM230 230V229H229ZM234 230V229H233ZM64 231H67V230H64ZM108 231V230H107ZM119 232H120V229L118 230ZM115 232L116 234L117 233H119V232ZM125 231L126 230H124V233H125ZM130 231V230H129ZM130 231V232H131ZM138 231V230H137ZM136 231V232H137ZM157 231V230H156ZM217 231V230H216ZM245 231H246V229H245ZM51 232L52 231H50V234H51ZM60 232V231H59ZM68 232V231H67ZM85 232H87V231H85ZM89 233H90V231H88ZM99 232V231H98ZM129 232V233H130ZM135 232V233H136ZM224 232V231H223ZM235 232V231H234ZM241 232H244V231H241ZM33 233V232H32ZM56 233V232H55ZM64 232H62V234H63ZM72 233H74V232H72ZM82 233V232H81ZM81 233H80V235H81ZM94 233V232H93ZM92 233V234H93ZM120 233H122L123 234V231L122 232H120ZM128 233V234H129ZM132 233V232H131ZM130 233V234H131ZM138 233V232H137ZM156 233V232H155ZM177 233V234H176ZM188 233V234H187ZM26 234V233H25ZM69 234H70V232H69ZM84 234V233H83ZM128 234H124V235H128ZM133 234H134V232H133ZM133 234H132V236H133ZM142 234V233H141ZM143 234H144V232H143ZM151 234H153L154 236H156L155 234H154V232L153 233H151ZM217 234V235H216ZM232 234H233V232H232ZM246 234V233H245ZM250 234V233H249ZM28 235V234H27ZM27 235H25L26 237H28ZM52 235V237H53V234H51ZM50 235V236H51ZM64 235V234H63ZM79 235V234H78ZM79 235V237H78V239L79 240H76V241H73V239H72V237H68L67 236V234H66V238L65 239H63V242H61L60 240L59 241H57L58 242V244L57 243H53V246L54 245H56V246H54L55 247V249L57 248L58 250H60V251H58L59 253L61 252V251H63L65 254H63V255H67L68 257H70L69 255H73V257H71V258H75V260L73 259V260H71L70 258V262L71 261H73L74 262V264H97V262L95 261V260H97V259H99V258H95L94 257V255L97 253V254H99V257L100 258H102L101 260H103V258H104V260L106 261V259L108 260V258H106V255L108 256V253L111 251H109V249L110 248H112V247H109L108 245H107V241L105 242V241H99V235H100V232L98 233V235L97 236H95V235H93V236H95V237H93V236H89L88 237V235L89 234H87L86 235V233H85V235H86V237L87 238H91V237H93V238H91L90 240H88L86 237H85V235H84V239L82 238L81 239V237L82 236H80ZM91 235V234H90ZM113 235V234H112ZM136 234H134V238H136V236H135ZM216 235V236H215ZM223 235V236H224ZM237 235H239V234H237ZM2 236V235H1ZM56 236V235H55ZM131 236V235H130ZM140 236V235H139ZM144 236H146L145 234H144ZM143 235H142V237H144ZM222 236V235H221ZM222 236V237H223ZM65 237V236H64ZM97 237V238H96ZM207 237V238H206ZM58 238L59 237H57V240H58ZM86 238V239H85ZM119 238V237H118ZM117 238V239H118ZM130 238H132V237H130ZM153 238V237H152ZM42 239V241H44L43 240V238H41ZM121 239V238H120ZM137 239V238H136ZM234 239V238H233ZM237 239V238H236ZM235 239V240H236ZM238 239H239V237H238ZM237 239V240H238ZM24 240V239H23ZM55 240V239H54ZM83 240V241H82ZM103 240H105V238L103 237ZM112 240V239H111ZM145 240H144V242H145ZM10 241V240H9ZM8 241V242H9ZM50 242L52 241V240H49ZM1 242H2V240H1ZM4 242V241H3ZM14 242H16V241H14ZM53 242V241H52ZM119 242V241H118ZM132 242V241H131ZM143 242V243H144ZM239 242V241H238ZM47 243H49V242H47ZM61 245H60V244ZM6 244V243H5ZM11 244V243H10ZM21 244V243H20ZM44 244H46V243H44ZM23 245H24V243H23ZM22 245V246H23ZM47 245H49V244H47ZM47 245H45V247H47ZM50 245H52L51 243H50ZM58 245H60V246H58ZM6 246V245H5ZM21 246V245H20ZM119 246V245H118ZM30 247V246H29ZM45 247H40L41 249H43V248H45ZM49 247V246H48ZM54 247L52 248V246H51V248H52V250H50L51 252V256H52V252H54L53 250H54ZM115 247H116V245H115ZM5 248V250H7L8 248H6V247H4ZM16 249H11L12 251H10V252H12V254L14 253V251H15V253H18L19 252V249L21 248H19V249H17V247H15ZM39 248V249H40ZM118 249L117 250H119V247H117ZM124 248V247H123ZM22 249H23V247H22ZM46 249V248H45ZM45 249H43V251H45ZM122 249V247L120 248V250ZM5 250H1L0 251V253H2V252H5ZM123 250V249H122ZM17 251V252H16ZM56 251V250H55ZM109 251V252H108ZM9 251L7 252V253H10ZM56 253V254H59V253ZM44 253V252H43ZM69 253V254H68ZM11 254V255H12ZM26 254V253H25ZM29 254V253H28ZM56 254H53V256L55 257L56 256ZM123 254V253H122ZM2 255V254H1ZM27 255V254H26ZM37 255V254H36ZM42 255V254H41ZM44 255V254H43ZM112 255V254H111ZM257 255V254H256ZM2 256H4L5 257V261H8L9 262V264H24V262L26 261L25 260V257H23V258H18L19 256H17V258H12L11 260L8 258V255L7 254H3ZM13 256V255H12ZM258 256V255H257ZM28 257V256H27ZM95 259H94V258ZM109 257V256H108ZM264 258V257H263ZM22 259V260H21ZM56 261H57V259L56 258H54ZM94 259V260H93ZM114 259V258H113ZM122 259H124V258H122ZM249 259V258H248ZM259 259H260V257H259ZM258 259V260H259ZM47 260H49V259H47ZM68 260V259H67ZM67 260H66V262H67ZM4 261V260H3ZM52 261H53V259H52ZM69 261V260H68ZM120 261V260H119ZM257 261V260H256ZM0 262H2V261H0ZM27 262V261H26ZM41 262V261H40ZM62 262V261H61ZM70 262L68 263V264H70ZM89 262V263H88ZM126 262V261H125ZM259 262H261V260H259ZM259 262H257V263H259ZM51 263V262H50ZM106 263H108L107 261H106ZM254 263V262H253ZM262 263H264V261H263V259H262ZM58 264V263H57ZM63 264H65V263H63ZM110 264V263H109ZM128 264V263H127Z\"/></svg>",
	"mask_w": 264,
	"mask_h": 264
}]
</instances>
